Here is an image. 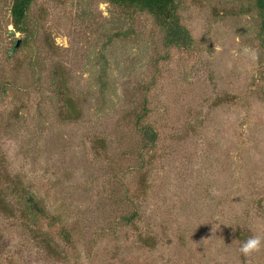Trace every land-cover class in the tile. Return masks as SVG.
<instances>
[{"label":"rangeland","instance_id":"obj_1","mask_svg":"<svg viewBox=\"0 0 264 264\" xmlns=\"http://www.w3.org/2000/svg\"><path fill=\"white\" fill-rule=\"evenodd\" d=\"M12 2L0 0V264H264L255 0H180L190 48L108 0H34L10 35ZM15 181L71 243L20 216L3 190Z\"/></svg>","mask_w":264,"mask_h":264},{"label":"trees","instance_id":"obj_2","mask_svg":"<svg viewBox=\"0 0 264 264\" xmlns=\"http://www.w3.org/2000/svg\"><path fill=\"white\" fill-rule=\"evenodd\" d=\"M34 0H13L11 6L12 23L16 31H26L28 29V12ZM114 4L122 7H132L141 11L150 13L155 22L164 31V43L167 46H177L180 48H190L194 43V38L190 31L182 24L179 14V1L180 0H108ZM256 7L261 16L260 33L264 32V0H255ZM22 44V43H21ZM21 46V45H20ZM54 75V81L56 88L54 93L59 97V101L63 97H67L68 104L71 105L70 96H67L66 81L63 80L61 72L56 70ZM73 100V99H72ZM65 101V100H63ZM74 101V100H73ZM74 103V102H73ZM71 108L76 111L74 105ZM65 111L61 110V114ZM68 116V115H65ZM140 131L143 132L145 144L147 146L154 144L157 138V132L149 125H142ZM1 184V179H0ZM7 189V192L15 200L17 205V211L25 220L36 224L39 220L44 219L42 222H47L49 226H53L58 234L63 237L67 242H72V234L65 227V225L57 224L59 222L53 214L51 215L47 209L43 206L41 200L34 190L28 188L23 181H15L8 183L3 190ZM0 206L4 207L5 212L8 210V205L5 203ZM124 217V216H123ZM133 219V215L127 217L128 221ZM36 222V223H35ZM60 223V222H59ZM39 229L38 236L41 237L42 230ZM46 243L48 241H45ZM43 244V243H42Z\"/></svg>","mask_w":264,"mask_h":264},{"label":"water","instance_id":"obj_3","mask_svg":"<svg viewBox=\"0 0 264 264\" xmlns=\"http://www.w3.org/2000/svg\"><path fill=\"white\" fill-rule=\"evenodd\" d=\"M15 33H16V30L14 28L10 29V31H9V34L10 35H13ZM21 43H22V40L21 39H17V42L15 44L14 49H16L17 47H19L21 45Z\"/></svg>","mask_w":264,"mask_h":264}]
</instances>
